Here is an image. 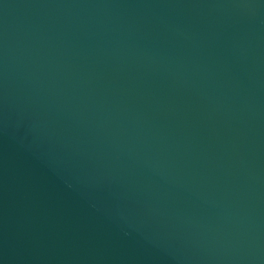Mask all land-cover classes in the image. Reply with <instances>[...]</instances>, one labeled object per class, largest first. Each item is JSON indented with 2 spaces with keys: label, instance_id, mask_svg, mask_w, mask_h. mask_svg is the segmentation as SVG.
Instances as JSON below:
<instances>
[{
  "label": "water",
  "instance_id": "95a60500",
  "mask_svg": "<svg viewBox=\"0 0 264 264\" xmlns=\"http://www.w3.org/2000/svg\"><path fill=\"white\" fill-rule=\"evenodd\" d=\"M0 264H264V0H0Z\"/></svg>",
  "mask_w": 264,
  "mask_h": 264
}]
</instances>
